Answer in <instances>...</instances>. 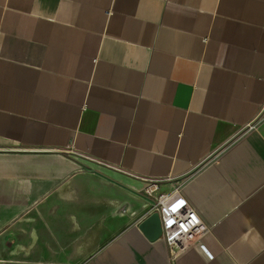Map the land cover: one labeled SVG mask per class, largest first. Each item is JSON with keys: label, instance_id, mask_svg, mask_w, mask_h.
<instances>
[{"label": "crops", "instance_id": "1", "mask_svg": "<svg viewBox=\"0 0 264 264\" xmlns=\"http://www.w3.org/2000/svg\"><path fill=\"white\" fill-rule=\"evenodd\" d=\"M0 264H264V0H0Z\"/></svg>", "mask_w": 264, "mask_h": 264}, {"label": "built area", "instance_id": "2", "mask_svg": "<svg viewBox=\"0 0 264 264\" xmlns=\"http://www.w3.org/2000/svg\"><path fill=\"white\" fill-rule=\"evenodd\" d=\"M158 192V183L148 182L143 194L152 201L154 211L159 216L162 228L161 237L167 244L170 261L177 262L180 257L196 246L204 252L207 258H211L212 254L202 244L209 232L204 221L192 207L186 205L178 209L174 205V200L180 194V190L176 189L170 194H158ZM174 206L175 210H173Z\"/></svg>", "mask_w": 264, "mask_h": 264}, {"label": "water", "instance_id": "3", "mask_svg": "<svg viewBox=\"0 0 264 264\" xmlns=\"http://www.w3.org/2000/svg\"><path fill=\"white\" fill-rule=\"evenodd\" d=\"M140 230L151 233L154 237L160 236L162 233L161 221H159V216L157 213L150 215L144 220V223L140 226Z\"/></svg>", "mask_w": 264, "mask_h": 264}, {"label": "rangeland", "instance_id": "4", "mask_svg": "<svg viewBox=\"0 0 264 264\" xmlns=\"http://www.w3.org/2000/svg\"><path fill=\"white\" fill-rule=\"evenodd\" d=\"M75 162V161H74ZM76 164H79L80 166H81V168H82V170L81 171H83V172H85V173H87V174H89V173H97L94 169H93V167H95V165H93V163H91V162H89L88 164H84V163H81V162H75ZM92 164V165H91ZM99 167H97V168H95V169H98ZM80 192V191H79ZM86 192H88L89 193V191H86ZM88 193H87V195H88ZM79 195H86L85 193H82V192H80V194Z\"/></svg>", "mask_w": 264, "mask_h": 264}, {"label": "snow or ice", "instance_id": "5", "mask_svg": "<svg viewBox=\"0 0 264 264\" xmlns=\"http://www.w3.org/2000/svg\"><path fill=\"white\" fill-rule=\"evenodd\" d=\"M180 203L182 204L183 202H180ZM173 210H175V206H174Z\"/></svg>", "mask_w": 264, "mask_h": 264}]
</instances>
